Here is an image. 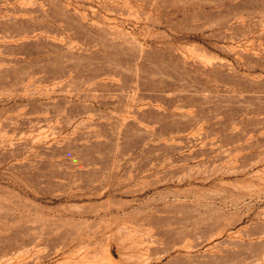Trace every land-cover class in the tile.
<instances>
[{"label":"rangeland","instance_id":"rangeland-1","mask_svg":"<svg viewBox=\"0 0 264 264\" xmlns=\"http://www.w3.org/2000/svg\"><path fill=\"white\" fill-rule=\"evenodd\" d=\"M0 264H264V0H0Z\"/></svg>","mask_w":264,"mask_h":264}]
</instances>
